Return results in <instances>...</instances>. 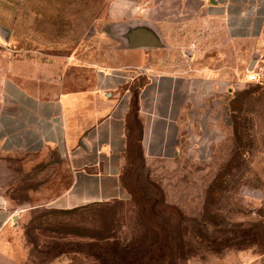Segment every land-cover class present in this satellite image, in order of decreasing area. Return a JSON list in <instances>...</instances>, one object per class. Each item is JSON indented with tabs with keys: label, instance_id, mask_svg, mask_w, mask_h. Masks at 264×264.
Returning <instances> with one entry per match:
<instances>
[{
	"label": "rangeland",
	"instance_id": "rangeland-1",
	"mask_svg": "<svg viewBox=\"0 0 264 264\" xmlns=\"http://www.w3.org/2000/svg\"><path fill=\"white\" fill-rule=\"evenodd\" d=\"M180 4L0 0V100L3 75L19 69L23 60L29 69L32 63L51 62L62 71L73 61L71 74L79 77H90L99 65L123 67L128 62L123 53L128 22L120 21L130 16H147L163 39L153 62L167 58L184 62L185 68L212 62L225 78L214 87L208 80L192 86L198 100L183 114L177 157L146 159L138 171L127 164L124 172L134 189L127 199L74 209L40 206L71 184L72 170L51 149L7 154L0 149V192L17 211L0 233V264H46L62 258L71 264H102L87 244L98 236L110 242L139 237L142 193L177 206L189 218L202 220L207 204L219 215L214 219L221 223L205 229L220 240L229 237L230 243L216 252L209 239L190 235L193 228L184 223L186 258L178 264H264V80H250V72L264 66V27L257 37L229 39L219 21L202 16L196 1H187L183 10ZM170 24L181 29L173 35L182 38L170 37ZM219 177L222 189L209 203Z\"/></svg>",
	"mask_w": 264,
	"mask_h": 264
},
{
	"label": "crops",
	"instance_id": "crops-1",
	"mask_svg": "<svg viewBox=\"0 0 264 264\" xmlns=\"http://www.w3.org/2000/svg\"><path fill=\"white\" fill-rule=\"evenodd\" d=\"M179 1L183 10L189 0ZM192 1L198 3L204 18L222 24L229 39L254 38L263 30L264 0ZM126 18L120 21L128 22L123 46L128 62L123 67L99 65L90 77H79L71 74L72 66H76L73 61L62 71L61 65L51 62L32 63L29 69L23 60L19 69L2 77L0 149L6 154L45 153L51 149L73 172L71 184L40 206L81 208L131 197L121 180L129 163L128 127L134 97L145 158H175L181 146L183 114L198 100L192 86L208 80L214 87L225 80L212 62L194 63L190 68L167 58L160 64L153 62L158 46L134 47L132 41L157 35L161 48L165 45L161 35L147 16ZM136 19L139 21L134 23ZM174 27L170 24V37L178 40L182 36L173 35V31L181 29ZM11 206L0 192V233L17 216ZM46 264L71 263L62 258Z\"/></svg>",
	"mask_w": 264,
	"mask_h": 264
},
{
	"label": "trees",
	"instance_id": "trees-1",
	"mask_svg": "<svg viewBox=\"0 0 264 264\" xmlns=\"http://www.w3.org/2000/svg\"><path fill=\"white\" fill-rule=\"evenodd\" d=\"M135 100L136 96L132 100L129 114L127 156L129 157L128 164H131L135 168V171H138V167L144 165L146 158L143 155L142 129L138 120V104ZM232 165L233 163H229V168H232ZM124 171L125 168L121 181L133 194L134 189L127 181L128 178ZM221 180L222 178L220 179L219 177L211 188L213 196L209 198V203L215 200L214 193L222 189ZM142 195L143 200L139 208L142 209L140 216L143 231L139 237L135 238L133 242H122L120 240L110 242L109 240H105V237L98 236L94 241L87 244L90 253L95 255L102 264H178L179 260L186 258L185 249L188 241L185 234L188 233V227L185 228L184 223H188L191 229L193 228L190 235L194 232L193 235L199 236L201 240L209 239L211 242L209 246H212L216 252H222L223 246H227L230 243L229 237L220 240L219 235L213 234V236L210 234L213 236L212 238L206 231L210 224L216 226L221 223V220L214 219L219 217V215L212 212L209 204L205 207L204 213L201 216L202 220H200L198 218L187 217L177 206L169 203L166 204L164 201L146 196L144 193ZM196 224L198 226L195 227ZM220 232L222 231L216 230L217 234ZM64 251L57 252L58 254H54V257L59 256Z\"/></svg>",
	"mask_w": 264,
	"mask_h": 264
},
{
	"label": "water",
	"instance_id": "water-1",
	"mask_svg": "<svg viewBox=\"0 0 264 264\" xmlns=\"http://www.w3.org/2000/svg\"><path fill=\"white\" fill-rule=\"evenodd\" d=\"M143 45L159 47L161 43L157 35H151L149 37H138V38H134V41H132V46L134 47L143 46ZM252 62L253 61H251V64Z\"/></svg>",
	"mask_w": 264,
	"mask_h": 264
},
{
	"label": "built area",
	"instance_id": "built-area-1",
	"mask_svg": "<svg viewBox=\"0 0 264 264\" xmlns=\"http://www.w3.org/2000/svg\"><path fill=\"white\" fill-rule=\"evenodd\" d=\"M250 80L257 82L264 80V66L257 65L255 69L250 72Z\"/></svg>",
	"mask_w": 264,
	"mask_h": 264
}]
</instances>
